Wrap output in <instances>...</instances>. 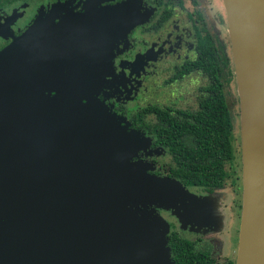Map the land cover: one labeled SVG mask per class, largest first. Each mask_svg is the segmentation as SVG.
Wrapping results in <instances>:
<instances>
[{
  "label": "water",
  "instance_id": "obj_1",
  "mask_svg": "<svg viewBox=\"0 0 264 264\" xmlns=\"http://www.w3.org/2000/svg\"><path fill=\"white\" fill-rule=\"evenodd\" d=\"M221 1L239 115L234 264H264V0ZM37 28L0 50V264H173L154 207L198 226L209 200L149 172V138L98 97L104 67L83 70L103 48L42 50Z\"/></svg>",
  "mask_w": 264,
  "mask_h": 264
},
{
  "label": "flooded vegetation",
  "instance_id": "obj_2",
  "mask_svg": "<svg viewBox=\"0 0 264 264\" xmlns=\"http://www.w3.org/2000/svg\"><path fill=\"white\" fill-rule=\"evenodd\" d=\"M221 14L220 0H0V50L24 35L35 23L38 24V38L46 39L42 50H51L49 45L58 46L72 55L78 48H103L100 57L91 55L85 59L88 63L83 70L91 79L100 69L96 66L104 67L98 97L112 112L125 119L128 128L139 130L149 138V151H156L155 154L159 151L158 156L164 154L170 160L162 172L156 169L149 172L173 178L172 155L158 141L168 133L157 135L139 123L157 124L154 112L162 109L169 111L174 120L193 122L192 116L201 109L199 103L206 96L203 88L209 80L197 61L198 43L207 38L217 53L223 45L230 59L232 77L229 84L234 81L236 96L231 108L226 103L229 84L224 86L222 93L232 125L238 98L227 27L226 40L220 37ZM35 45L36 41L31 44L32 48ZM84 57L85 54L78 53L77 60ZM231 129L235 136V130ZM178 136L188 142L191 135ZM171 140L178 141L174 137ZM186 187L212 193L224 186L211 192L197 186ZM167 214L176 219L170 211ZM168 225L170 231L166 238L170 256L172 238L182 239L191 243L199 261H204V254L205 260L216 264V239L201 236L205 233L212 236L216 231L213 223L210 227L187 225L191 230L186 232L191 236L182 237L177 235L171 221Z\"/></svg>",
  "mask_w": 264,
  "mask_h": 264
},
{
  "label": "trees",
  "instance_id": "obj_3",
  "mask_svg": "<svg viewBox=\"0 0 264 264\" xmlns=\"http://www.w3.org/2000/svg\"><path fill=\"white\" fill-rule=\"evenodd\" d=\"M198 51V64L207 73L209 80L203 88L206 96L199 103L201 109L192 116L193 122L174 120L169 111L162 109L154 112L158 118L157 124H139L157 135L168 133L166 138H159L158 141L172 155L173 178L185 187L197 186L211 192L223 187L227 176L226 165L235 160V150L240 158V148L234 145L238 137L233 135L230 112L225 106L222 93L232 77L230 59L223 45H220V52L217 53L207 38L199 41ZM187 114L191 116L189 112ZM185 134L191 135L188 142L180 140L178 136ZM171 137L178 141H172ZM236 206L239 207V202ZM170 246V257L174 264H211V261L205 260L204 254V261L198 260V253L193 250L190 242L172 238ZM226 264L234 262L227 261Z\"/></svg>",
  "mask_w": 264,
  "mask_h": 264
},
{
  "label": "rangeland",
  "instance_id": "obj_4",
  "mask_svg": "<svg viewBox=\"0 0 264 264\" xmlns=\"http://www.w3.org/2000/svg\"><path fill=\"white\" fill-rule=\"evenodd\" d=\"M221 10H222V14H221L222 21L220 25V37L221 39L226 40L227 35L225 28L227 26L225 23V14L223 10L222 1L220 0V11ZM233 82H231L228 88L226 89V92H228V94H226V103L229 108L232 107L236 99L235 86ZM234 109H236V117L235 119H233L231 127L235 130L234 132V134L236 133L235 136L238 137V141L236 140L234 145L236 146V148L238 146L239 149L240 143H239L238 100H237V105L234 106ZM144 151H147V153L141 154L139 156L140 158H142L143 160L147 161L150 164L152 170L156 169L161 171V170H165L167 166H169L170 160L166 159L167 156L164 154L158 156V152H159L158 150H157L158 151L157 154H155L156 151H151V150L149 151V149ZM234 156H235V160H233L231 164L226 165L225 169L227 172V176L225 177L223 183L224 187L221 190H215L212 193H205L198 189H194V188L191 189L185 187L186 191L189 194L196 197L195 199L201 201L205 200V202L206 200H209L210 202V204L206 203V206L203 205L202 208L203 212L202 210L199 211L197 220L200 222L201 226L203 227H210L212 223L214 224L216 231L212 234V236H209L207 233H205V228H203V232L205 234L201 235L202 233L201 231H199V235L203 236L202 238L204 239L208 237L216 239L214 240L215 245L218 246V251H216L214 254L215 258L217 257L216 264H226L227 261L234 262L236 255V241H237V234L240 223L241 161L239 158V153H237L236 150ZM233 202L235 204H233ZM238 202H239V207L236 206V203L238 204ZM154 209L155 211L151 215L158 217L159 220H161L166 224V229H163L165 236H167L170 231V227L168 225L169 221H171L173 225H175V231L178 236L181 237L186 236L185 234L191 236L189 233L186 232L191 230V228L187 227V225L189 226L191 223H186V224L182 223L178 219V217H176V215H174L170 211V209L163 207H154ZM168 211H170L171 214L174 215V217L176 218L175 220L172 219L171 215L167 214ZM209 212L210 215L208 216L207 213ZM195 234H197V232Z\"/></svg>",
  "mask_w": 264,
  "mask_h": 264
}]
</instances>
